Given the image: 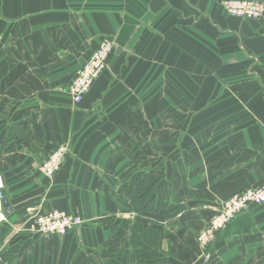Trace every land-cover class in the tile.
I'll return each instance as SVG.
<instances>
[{
    "label": "crops",
    "instance_id": "obj_1",
    "mask_svg": "<svg viewBox=\"0 0 264 264\" xmlns=\"http://www.w3.org/2000/svg\"><path fill=\"white\" fill-rule=\"evenodd\" d=\"M221 1L0 0L8 264H106L107 252L131 247L136 214L122 208V187L137 171L171 177L172 199L191 203L166 221L179 264H191L196 250L185 243L216 202L264 181V17L230 16ZM104 37L115 49L75 105L68 85ZM233 102L240 115L221 112ZM198 105L209 109L193 113ZM61 145L64 163L48 178L39 167ZM52 209L83 223L65 236L29 230ZM110 215L129 224L114 245L101 222ZM212 252L215 264H264V204L237 214Z\"/></svg>",
    "mask_w": 264,
    "mask_h": 264
},
{
    "label": "built area",
    "instance_id": "obj_2",
    "mask_svg": "<svg viewBox=\"0 0 264 264\" xmlns=\"http://www.w3.org/2000/svg\"><path fill=\"white\" fill-rule=\"evenodd\" d=\"M221 5L230 16L259 20L264 17V2L262 0H222ZM115 49V42L110 37L102 38L89 57L83 62L75 77L68 85L67 91L75 105L81 104L91 90L95 81L106 69L110 55ZM66 157V147L58 146L42 162L39 170L48 178H54L60 171ZM4 184L0 177V226L8 222L4 204ZM264 204V183L248 188L224 202L221 209H216L210 222L202 227L198 234L200 246L206 252L214 242L216 234L224 229L232 219L253 205ZM83 223L78 214H70L59 209L37 212L29 220L30 231L41 235L65 236L71 230L77 229ZM207 257L211 255L208 252ZM0 261L8 264L0 254Z\"/></svg>",
    "mask_w": 264,
    "mask_h": 264
},
{
    "label": "trees",
    "instance_id": "obj_3",
    "mask_svg": "<svg viewBox=\"0 0 264 264\" xmlns=\"http://www.w3.org/2000/svg\"><path fill=\"white\" fill-rule=\"evenodd\" d=\"M172 189L171 177L162 180L146 171L135 172L122 187V193L127 195L129 201L128 204L121 202L122 208L136 214L131 224V243L136 249V264H169L161 251L164 232L161 225L163 219L159 214L163 213V218L169 219L184 209L182 205L172 203ZM101 222L110 230V245L119 243L129 226L127 221L112 215L104 217ZM5 231L6 227L1 228L0 236ZM120 257L122 253H115L107 258L106 264H125L118 260Z\"/></svg>",
    "mask_w": 264,
    "mask_h": 264
},
{
    "label": "rangeland",
    "instance_id": "obj_4",
    "mask_svg": "<svg viewBox=\"0 0 264 264\" xmlns=\"http://www.w3.org/2000/svg\"><path fill=\"white\" fill-rule=\"evenodd\" d=\"M241 19H243V18H241ZM232 98L233 99H235V97L234 96H232ZM234 104L232 105V106H234L233 107V109H232V111H229L228 109H227V111L226 110H222L221 112H223V113H226V114H231V115H240L241 114V108L242 107H239L235 102H233ZM179 107H177V108H175V107H171V112L172 113H174V112H176L177 111V109H178ZM190 108V107H189ZM189 108H186V110L188 111L189 110ZM194 109V108H193ZM201 109H209V106H203V105H198V106H196V108L194 109V110H192L193 111V113L195 112H197V111H199V110H201ZM184 114V113H183ZM177 157H178V154L177 153H173V154H171V169H172V167L174 168V163H176L177 162ZM65 160V159H64ZM64 163V162H63ZM172 179V178H171ZM262 183H264V181L262 182ZM262 183H260L259 185H262ZM259 185H257V186H259ZM254 187H256V186H254ZM249 188H251V187H249ZM246 189H248V188H244L243 190H241V191H239V192H237V193H240V192H242V191H244V190H246ZM173 192V191H172ZM237 193H235V194H237ZM234 194V195H235ZM234 195H232L231 197H233ZM231 197H229V198H227V199H225V200H223V201H221L220 203L218 202H216V206H217V208L218 209H221L222 208V205L224 204V202L225 201H227L228 199H230ZM171 201H172V203H174V204H177V205H182V207H190L191 206V203H188V204H183V203H180L179 201H175L174 199H172V196H171ZM183 210L184 209H182L178 214H180L181 212H183ZM177 214V215H178ZM215 214V211H214V213L212 214V216L210 217V219L208 220V222L204 225V226H206L209 222H210V220L212 219V217H213V215ZM177 215H175V216H173V217H171V218H169V219H167V218H163L164 216H163V214H159V217H161L163 220H162V229H163V232H164V238H163V241H162V245H161V251H162V253H163V255H165L166 257H167V259H168V263L169 264H176V263H181V262H179V259L181 258L182 259V256H183V254H181V257L179 258V253H178V251L177 250H173L172 249V239L175 237V234H174V232L171 230V227H172V224L170 225L169 224V222H166L167 220H170V219H172V218H174V217H176ZM181 219H182V216H181ZM134 220H135V218H134ZM133 220V221H134ZM164 222H166V228H165V226H164ZM177 222V219L175 220V223ZM145 223H148V221H145ZM204 226H202V227H204ZM202 227H200V228H198V229H195L194 231H193V238L191 237L189 240H188V242L187 243H185L186 245H189V246H191L192 247V250L191 251H193V249H195L196 250V252H195V262L194 263H191V264H215V263H213L214 262V259H216L214 256H213V252H212V246H213V243L211 244V246L209 247V250L207 249V251L208 252H210L211 253V255L209 256V258L207 257V255H208V253H207V251L205 252L204 251V249L200 246V243H199V241H198V234H199V232H200V230L202 229ZM216 237H217V234H216ZM190 242V244H188ZM174 243V242H173ZM188 246V247H189ZM191 249V248H190ZM136 251V249H135V247H133V245L131 246V247H129L128 249H125V250H121V251H115L114 250V252L111 254L110 252H107V254L109 255V257L111 256V255H113V254H115V253H122V258L120 257V259H118L119 261H121V262H123V263H125V264H136V262H135V258H134V252ZM187 251V250H186ZM184 252V251H183ZM186 253H188V252H186ZM170 260H171V262H170Z\"/></svg>",
    "mask_w": 264,
    "mask_h": 264
},
{
    "label": "water",
    "instance_id": "obj_5",
    "mask_svg": "<svg viewBox=\"0 0 264 264\" xmlns=\"http://www.w3.org/2000/svg\"><path fill=\"white\" fill-rule=\"evenodd\" d=\"M6 202V199H4V203Z\"/></svg>",
    "mask_w": 264,
    "mask_h": 264
}]
</instances>
